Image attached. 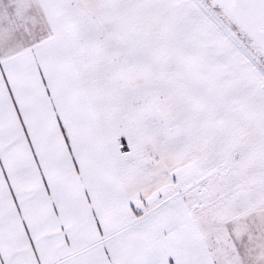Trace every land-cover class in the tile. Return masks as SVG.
Segmentation results:
<instances>
[{"label":"snow or ice","instance_id":"obj_1","mask_svg":"<svg viewBox=\"0 0 264 264\" xmlns=\"http://www.w3.org/2000/svg\"><path fill=\"white\" fill-rule=\"evenodd\" d=\"M0 264H264V0H0Z\"/></svg>","mask_w":264,"mask_h":264}]
</instances>
